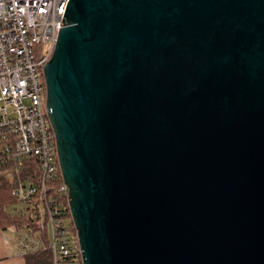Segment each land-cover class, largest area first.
<instances>
[{"label": "water", "instance_id": "water-1", "mask_svg": "<svg viewBox=\"0 0 264 264\" xmlns=\"http://www.w3.org/2000/svg\"><path fill=\"white\" fill-rule=\"evenodd\" d=\"M43 72L82 264H264V0H68Z\"/></svg>", "mask_w": 264, "mask_h": 264}, {"label": "built area", "instance_id": "built-area-1", "mask_svg": "<svg viewBox=\"0 0 264 264\" xmlns=\"http://www.w3.org/2000/svg\"><path fill=\"white\" fill-rule=\"evenodd\" d=\"M67 3L0 0V167H8L19 210L32 213L38 228L48 233L52 264H78V257L82 264L76 233L73 240L59 222L63 214L70 215L68 185L47 115L43 72L63 26ZM58 177V191L66 198L63 204L47 197L48 182ZM12 227L23 229L12 230L21 255L42 244L40 232L31 230L28 223Z\"/></svg>", "mask_w": 264, "mask_h": 264}, {"label": "trees", "instance_id": "trees-1", "mask_svg": "<svg viewBox=\"0 0 264 264\" xmlns=\"http://www.w3.org/2000/svg\"><path fill=\"white\" fill-rule=\"evenodd\" d=\"M6 169L8 167H0V229L5 230L10 226H22L27 224L30 226L31 230L35 232H40V238L42 244L39 248L34 250H29L24 253L25 264H52V257L50 249L48 248V233L43 229L38 228L37 219L32 213L21 211L20 204L18 200L12 195L11 187L13 185L12 179L7 176ZM21 172H23V164L21 166ZM60 183V177L55 180L48 182V193L47 197L56 203L63 204L66 202V198L62 193L58 191V184ZM19 204V207L12 208L10 210L8 207ZM59 222L71 235L74 240L76 233L73 222L68 213L63 214L59 219ZM78 264H81V260L78 257Z\"/></svg>", "mask_w": 264, "mask_h": 264}, {"label": "crops", "instance_id": "crops-1", "mask_svg": "<svg viewBox=\"0 0 264 264\" xmlns=\"http://www.w3.org/2000/svg\"><path fill=\"white\" fill-rule=\"evenodd\" d=\"M2 231L0 230V264H25L23 255L17 250H15L17 254L12 251L16 248L14 246L15 234L12 232L13 237H11Z\"/></svg>", "mask_w": 264, "mask_h": 264}, {"label": "rangeland", "instance_id": "rangeland-1", "mask_svg": "<svg viewBox=\"0 0 264 264\" xmlns=\"http://www.w3.org/2000/svg\"><path fill=\"white\" fill-rule=\"evenodd\" d=\"M17 207H19V204H15V205H13V206H9L8 208L10 209V210H12V208H17ZM19 230V231H23V229L21 228V227H9V228H7V229H5V230H3L2 232H4L7 236L9 235V236H11V237H13V233H12V230ZM15 248V247H14ZM15 250H16V248L15 249H13L12 251L15 253V254H17L16 252H15Z\"/></svg>", "mask_w": 264, "mask_h": 264}]
</instances>
